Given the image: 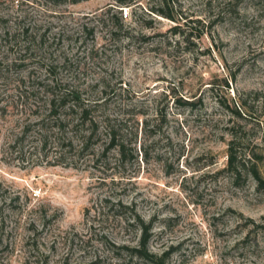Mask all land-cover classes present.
I'll return each instance as SVG.
<instances>
[{"label":"rangeland","instance_id":"rangeland-1","mask_svg":"<svg viewBox=\"0 0 264 264\" xmlns=\"http://www.w3.org/2000/svg\"><path fill=\"white\" fill-rule=\"evenodd\" d=\"M126 2L0 0V264H264V0Z\"/></svg>","mask_w":264,"mask_h":264},{"label":"trees","instance_id":"trees-1","mask_svg":"<svg viewBox=\"0 0 264 264\" xmlns=\"http://www.w3.org/2000/svg\"><path fill=\"white\" fill-rule=\"evenodd\" d=\"M119 3L126 5L127 2H126V0H119ZM83 114L85 115V112H83ZM116 135L117 134H114V133L110 134L111 144L114 143V141L117 137ZM118 151L121 154V156H125V149L122 145ZM229 165H230L231 170L235 169L233 167L232 153H230V155H229ZM253 172H254L253 175L258 179L256 171L253 170ZM135 222L142 229L138 245L135 247H128V246L115 247V250L117 251L116 254L117 255H122V254L125 255L126 257H128L129 261L132 259H136L137 261H142L146 264H165L166 258L168 255L167 252H163L162 254L157 255V254H154V253H151L148 251L147 242L149 239V235H148V231H149V227H150L149 224H144V222L141 219H139L138 217L135 218Z\"/></svg>","mask_w":264,"mask_h":264}]
</instances>
